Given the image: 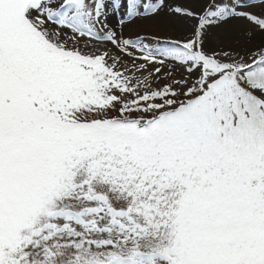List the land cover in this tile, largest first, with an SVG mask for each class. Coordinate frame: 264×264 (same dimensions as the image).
Wrapping results in <instances>:
<instances>
[{"label":"snow or ice","instance_id":"snow-or-ice-1","mask_svg":"<svg viewBox=\"0 0 264 264\" xmlns=\"http://www.w3.org/2000/svg\"><path fill=\"white\" fill-rule=\"evenodd\" d=\"M0 264H264V0H0Z\"/></svg>","mask_w":264,"mask_h":264}]
</instances>
